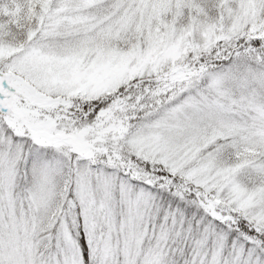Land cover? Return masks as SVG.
<instances>
[{
    "label": "snow or ice",
    "instance_id": "obj_1",
    "mask_svg": "<svg viewBox=\"0 0 264 264\" xmlns=\"http://www.w3.org/2000/svg\"><path fill=\"white\" fill-rule=\"evenodd\" d=\"M0 264H264V0H0Z\"/></svg>",
    "mask_w": 264,
    "mask_h": 264
}]
</instances>
